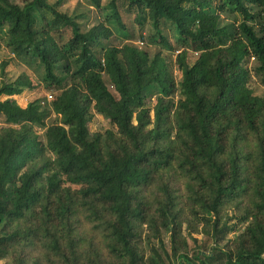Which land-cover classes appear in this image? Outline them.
I'll return each instance as SVG.
<instances>
[{
  "label": "trees",
  "instance_id": "1",
  "mask_svg": "<svg viewBox=\"0 0 264 264\" xmlns=\"http://www.w3.org/2000/svg\"><path fill=\"white\" fill-rule=\"evenodd\" d=\"M63 1L0 0V51L4 39L41 67L51 97L20 107L12 98L40 87L24 74L0 87V260L264 264V95L247 69L264 87V0H89L123 40L121 8L150 25L140 39L177 52L179 84L160 52L111 45L103 22L82 31ZM96 115L112 129L90 132Z\"/></svg>",
  "mask_w": 264,
  "mask_h": 264
},
{
  "label": "rangeland",
  "instance_id": "2",
  "mask_svg": "<svg viewBox=\"0 0 264 264\" xmlns=\"http://www.w3.org/2000/svg\"><path fill=\"white\" fill-rule=\"evenodd\" d=\"M11 2L17 4V5H23L25 2H28L29 0H10ZM111 0H101L100 4L101 7L107 6L108 3ZM57 2V0H46V3L49 5H54ZM57 10L60 13L67 14L70 17L78 18V22L81 26L82 31H86L87 29L91 28L92 26L98 24L99 22H103L106 26H108L112 32L113 37L108 41L111 45H120L121 42L124 41L126 44H129L131 46H134L140 50H145L148 52L149 56L152 58L156 53H161L163 58L166 61V64L168 66V70L171 73L172 77L174 78V81L179 84L181 79V74L177 68L176 65V56L177 52H169L166 49H163L161 46L157 45H149V44H143L140 36L143 34L144 38H148L153 34V30L150 27V25H146L143 30L140 29L137 23L133 21L134 14L133 13H126L123 8L119 10V15L121 18V21L123 22L125 28L129 32V38L128 40H123L121 33L117 31V26L114 22H109L105 18V12L100 10L99 8L92 7L90 5L89 0H64L62 5H60ZM235 18V19H234ZM223 19L225 22H231L235 21L236 23L241 22V17L238 14H235L233 16H227L226 14L223 15ZM162 35L167 38L169 44L172 47H175L176 45V39L173 34V31L169 28L168 25L161 28ZM6 41L2 39L1 41V51H0V63L6 61L7 67L5 68L4 75L2 76L0 74V87L3 83H9L17 79L20 75H26L28 76L35 84H40V87L35 89L32 92L24 91L19 96H14L12 99L16 101V103L22 107L25 108L27 103L33 99H40L41 105L49 107L50 103L47 101L50 100V96H47V99L45 98L46 91L44 90L43 86L41 85L42 77H43V69L39 67L36 63L30 61V60H20L17 58H14L13 55L10 53L9 49L6 46ZM197 57V54H188V60L189 64H192ZM257 68V63L253 60H249L247 62V69L250 71V80L248 82V86L251 90L254 91L257 95H264V87L261 84L260 77L255 75V69ZM103 80L106 83L107 88L109 91L115 95L114 89L109 83L106 76H103ZM180 96L178 93L174 96L175 100L179 98ZM2 100H5L4 97H2ZM154 103V97L153 98H147L145 101L146 109H151L152 105ZM152 116V114L150 113ZM55 121V116L51 114L47 120L45 121V125L49 126L51 123ZM7 126L6 123H4L3 117L0 116V127ZM89 129L90 132H104L105 130L112 129L111 125L109 124L108 120H105L101 116H94L91 120V123H89ZM35 133L36 136L40 141L44 140V129L43 128H37L35 127ZM234 235H230L229 238H233ZM198 240H202V237H198ZM163 242L165 249L168 250V236L167 234H164L163 236ZM0 264H10L8 259L0 260Z\"/></svg>",
  "mask_w": 264,
  "mask_h": 264
},
{
  "label": "built area",
  "instance_id": "3",
  "mask_svg": "<svg viewBox=\"0 0 264 264\" xmlns=\"http://www.w3.org/2000/svg\"><path fill=\"white\" fill-rule=\"evenodd\" d=\"M51 98V97H50Z\"/></svg>",
  "mask_w": 264,
  "mask_h": 264
}]
</instances>
